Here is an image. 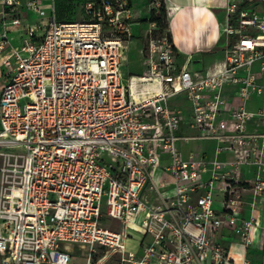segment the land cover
<instances>
[{"label": "built area", "instance_id": "2783aa9c", "mask_svg": "<svg viewBox=\"0 0 264 264\" xmlns=\"http://www.w3.org/2000/svg\"><path fill=\"white\" fill-rule=\"evenodd\" d=\"M23 5L42 23L2 55ZM226 12L216 70L189 69L150 21L145 70L124 84L130 0H88L79 21H60L55 0H0L1 264H80L75 246L86 264H251L216 235L264 249V0H228ZM185 123L194 134H180ZM200 139L214 155L185 156L180 142Z\"/></svg>", "mask_w": 264, "mask_h": 264}, {"label": "crops", "instance_id": "0c3cea01", "mask_svg": "<svg viewBox=\"0 0 264 264\" xmlns=\"http://www.w3.org/2000/svg\"><path fill=\"white\" fill-rule=\"evenodd\" d=\"M52 2L53 0H44V5L50 6ZM165 2L170 10V32L173 43L179 51L180 61H189V69L202 71L203 73L214 71L220 67L225 60L227 35L224 27L226 24V6L228 0H165ZM33 15L37 17L35 12L23 5V10L21 11L23 26L10 32V44L2 55H9L13 47L22 45L29 26H38L42 23L39 17L37 18L40 19L41 23H35ZM2 71H0V87L6 82V73ZM182 107L188 117L190 112L188 103L183 102ZM187 133L194 134L195 131L189 129L185 123L180 130V134ZM192 141H202V139ZM185 143L180 142V147L184 155L187 156L190 152L185 154L183 149ZM195 153L213 156V153L204 149L201 150V153ZM223 157L226 156L224 155ZM161 175L162 171L157 170V179H160ZM248 176L251 177V173H248ZM145 195L150 199H154L150 189H146ZM250 198L251 195L249 194L247 199ZM258 208V216H260L263 208ZM251 214V206L247 204L245 215L246 217H250ZM109 225L115 229L120 226L119 222L114 220H111ZM263 225H259L255 231L258 239L262 236ZM216 240L230 250L234 262H241L243 256L246 254L251 264H264V249L251 245L247 246L240 235H236L228 229H223L216 235ZM134 242L137 241L135 240Z\"/></svg>", "mask_w": 264, "mask_h": 264}, {"label": "rangeland", "instance_id": "374dc122", "mask_svg": "<svg viewBox=\"0 0 264 264\" xmlns=\"http://www.w3.org/2000/svg\"><path fill=\"white\" fill-rule=\"evenodd\" d=\"M132 2V8L134 12V22L132 23V29L131 34L132 38L127 42V49H126V55L124 64L121 66V76H122V82L124 84H127L128 77L133 74H142L145 70L144 65V54L145 50L147 48L148 43V32L150 28V21H146L147 18H149L151 14L152 9V3L156 0H130ZM161 1V0H157ZM70 0H56V5L58 7L59 12L63 16H65L67 6L69 4ZM81 2V0H79ZM73 11H75V17L76 20H82L83 15L80 11L82 9V4L77 3L76 1H73ZM39 17V16H37ZM33 15V20L35 23L40 24L41 21L39 18ZM41 31V30H40ZM264 81V79H263ZM1 83V82H0ZM258 100V104L264 103V97ZM256 102V101H255ZM215 144L212 141L202 140V141H190L186 142L184 145V152L185 154H188L191 151L201 153V150L208 151L210 153H213L214 155V146ZM189 153V154H190ZM217 194V191H215V195ZM219 199H222L221 194H218V196L215 197V206L216 202H218ZM136 240H138V237H135ZM138 242L129 241L128 242V250H135L137 247ZM74 256L73 260L80 264H86L88 262L87 256H84L86 251L83 250L79 246H75L74 249ZM100 256V254L96 255V259ZM102 264H118V261L116 258L110 259Z\"/></svg>", "mask_w": 264, "mask_h": 264}, {"label": "trees", "instance_id": "16d2710c", "mask_svg": "<svg viewBox=\"0 0 264 264\" xmlns=\"http://www.w3.org/2000/svg\"><path fill=\"white\" fill-rule=\"evenodd\" d=\"M73 1H76L78 4L79 3L82 4V9L80 11L82 12V15H83V4L88 0H81V2H79V0H70L67 6L65 16H63L61 12H59L58 7L56 5V0H55L56 14L60 21H79V20H76V17H75L76 13H74L75 11H73V8H74ZM161 3L162 5L160 8H158L157 11L155 9H152L150 17L146 19V21L157 22L159 31L166 33L172 39L171 32H170V21H169L170 10L166 5L165 0H161ZM82 20H84V17Z\"/></svg>", "mask_w": 264, "mask_h": 264}]
</instances>
